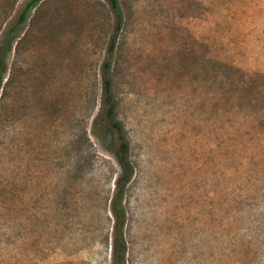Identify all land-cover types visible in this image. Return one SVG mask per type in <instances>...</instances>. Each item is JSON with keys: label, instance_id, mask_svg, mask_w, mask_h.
<instances>
[{"label": "rangeland", "instance_id": "374dc122", "mask_svg": "<svg viewBox=\"0 0 264 264\" xmlns=\"http://www.w3.org/2000/svg\"><path fill=\"white\" fill-rule=\"evenodd\" d=\"M28 0H0V43ZM42 0L0 89V264H109L129 143L126 264H264V0ZM96 131L98 136H95Z\"/></svg>", "mask_w": 264, "mask_h": 264}, {"label": "trees", "instance_id": "16d2710c", "mask_svg": "<svg viewBox=\"0 0 264 264\" xmlns=\"http://www.w3.org/2000/svg\"><path fill=\"white\" fill-rule=\"evenodd\" d=\"M42 0H28L24 3L16 22L10 26L4 33L0 43V89L3 83L5 73V62L7 54L11 47V41L19 28L24 24L31 10ZM111 11L114 14L115 32L109 44V53L115 46L116 35L120 31L123 23V17L118 0H107ZM110 63L106 62L103 71V89L102 103L99 117L95 120L104 126L106 135H109L114 144V157L119 171L115 177L112 194L108 200L109 215L111 218L110 233L106 238L107 249L109 251V264H126L127 242L125 239V226L127 222V213L124 206V194L126 187L131 180L133 168L129 159V143L125 129L122 123L116 117V102L112 94V84L108 77L105 76ZM98 136L96 131H93Z\"/></svg>", "mask_w": 264, "mask_h": 264}]
</instances>
